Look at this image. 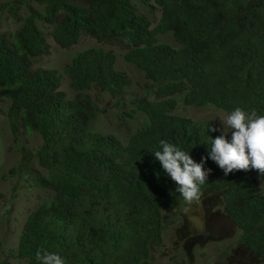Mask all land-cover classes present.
Wrapping results in <instances>:
<instances>
[{
    "label": "trees",
    "instance_id": "trees-1",
    "mask_svg": "<svg viewBox=\"0 0 264 264\" xmlns=\"http://www.w3.org/2000/svg\"><path fill=\"white\" fill-rule=\"evenodd\" d=\"M32 1L42 10L24 15L10 37L0 35V96L7 100L14 138L19 129L38 134L31 158L45 174L32 177L50 195L26 215L9 254L24 264H38L41 249L59 254L65 264H153V253L163 251V230L182 216L185 202L153 154L165 140L199 163L210 137L220 134L209 130L217 129L210 120L174 113L177 103L264 115V0H140L158 8L153 26L130 0ZM26 3L8 0L0 8L15 16ZM35 20L50 24L49 36L61 48L84 35L95 40L62 66L74 92L70 97L59 89L54 70L31 69L30 58L46 48ZM158 34H168L170 41H158ZM112 44L124 47L122 63L135 66L148 81L142 95L130 99L129 110H122L124 102L115 106L121 119L135 112L143 116L123 144L92 128L99 94L118 103L129 83L114 54L101 46ZM22 162L27 173L29 162ZM204 167L212 171L201 186L202 208L221 207L238 231L223 256L264 262V192L258 186L264 176L254 169L225 175L210 159ZM178 237L175 245L181 241L187 249L217 238L186 231ZM187 249L180 264H195ZM173 252L167 259L175 258Z\"/></svg>",
    "mask_w": 264,
    "mask_h": 264
},
{
    "label": "rangeland",
    "instance_id": "rangeland-1",
    "mask_svg": "<svg viewBox=\"0 0 264 264\" xmlns=\"http://www.w3.org/2000/svg\"><path fill=\"white\" fill-rule=\"evenodd\" d=\"M5 1L8 0H0V4ZM130 1L137 6L138 11L144 14L150 25L153 26L159 16V10L154 3L151 1L150 7H148L144 6L140 0ZM41 10L42 6L32 0H27L26 4H19L15 16H11L5 8H0V35H4L7 38L10 37L20 27L24 15L29 14L31 11L38 14ZM35 24L43 33L46 48L30 58L31 69L41 67L54 70L60 78L59 89L65 97H70L74 92L68 88L67 79L61 74L62 66L69 61L73 52L94 45L95 40L84 35L68 48H61L49 36L50 24L45 20H35ZM156 38L158 41H170L168 34H158ZM101 46L105 49H110L114 54L117 66L125 70L129 83L118 103L115 101V97L108 94H99L97 103L100 113L94 118L92 128L98 133L112 136L123 144L127 135L135 129L143 116L135 112L132 118L123 117L121 119L116 113L115 106H119L124 102L125 107L122 110H129L133 106L130 99H132V96L142 95V91L148 86V81L135 66L122 63L121 52L124 50L123 46H120V44ZM7 106V100L0 96V264H24L23 259H19L9 253H14L16 250L17 236L26 215L34 206L46 199L50 193L48 189L35 185L32 177V172H36L39 175L45 174V170L36 159L34 157L31 158L32 155H35L34 151L39 145V136L35 132L25 133L19 129L14 138L6 118ZM174 113L196 120H210L218 129H222L223 126L220 120H223L228 114L212 105L194 107L180 102L177 103ZM15 142L21 143L28 150V154H22ZM27 156L30 158L24 160ZM22 161L29 162L27 173L24 172L20 164V162L23 163ZM258 186L260 192H264V179L258 180ZM179 213L182 216L173 218L175 222L169 223V229L163 230V251L156 250L153 253L155 256L153 264H180L184 260L182 255L187 248L181 241L178 243V247L175 245V242L178 241L176 233L180 237L182 231H186L188 234L193 232L211 233L217 237L215 241L207 242L201 247L192 246L187 249L192 252L193 263L211 264L215 261H220V264H248L246 260L238 259L239 262L234 260L238 254L228 258L223 256L226 255L228 249L234 246L238 231L225 216L221 207L204 209L200 200L191 205L184 202ZM171 214L169 212L166 219H171L169 217ZM182 223H184V226H182ZM173 247L178 249L173 252ZM172 252L175 258L167 259V255ZM227 255H230L229 252ZM183 263L185 264V261ZM259 264H264V262Z\"/></svg>",
    "mask_w": 264,
    "mask_h": 264
},
{
    "label": "clouds",
    "instance_id": "clouds-1",
    "mask_svg": "<svg viewBox=\"0 0 264 264\" xmlns=\"http://www.w3.org/2000/svg\"><path fill=\"white\" fill-rule=\"evenodd\" d=\"M220 121L222 129H209L219 131L220 134L215 138L210 137L208 154L202 156L199 163L190 156L189 151L165 140L160 141V150L153 154L164 173L175 182L176 191L188 205L200 200L201 186L212 171L204 167L208 159L222 169L225 175L233 171L254 169L264 176V115L258 114L256 110L249 112L236 107ZM229 132L230 141L227 139ZM35 258L38 264H65L59 254L43 249L36 252Z\"/></svg>",
    "mask_w": 264,
    "mask_h": 264
}]
</instances>
